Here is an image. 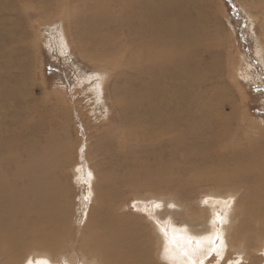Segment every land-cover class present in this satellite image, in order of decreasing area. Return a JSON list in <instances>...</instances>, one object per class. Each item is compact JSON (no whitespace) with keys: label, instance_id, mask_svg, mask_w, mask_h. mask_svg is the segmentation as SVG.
<instances>
[{"label":"bare ground","instance_id":"1","mask_svg":"<svg viewBox=\"0 0 264 264\" xmlns=\"http://www.w3.org/2000/svg\"><path fill=\"white\" fill-rule=\"evenodd\" d=\"M24 1L27 10L49 13L48 0H35V5ZM78 2L91 5L87 11L75 8L72 12L74 36L82 53L116 69L127 68L134 77H130L133 89L128 93L124 87L116 88L124 121L113 127L107 139L100 136L93 151V159L100 160L94 163L97 171L91 176L97 206L78 237L77 232L68 231L72 199L63 182L66 147L64 140L55 138L62 126L55 124L54 110L39 107L40 102L22 89L30 80L28 62L20 72L24 62L0 60L3 69L17 70L10 75L8 69L0 77V256L11 258L9 263L21 257L27 261L32 251L38 264L45 260L58 264L59 258L52 254L70 250L68 264L79 253L86 264H156L150 259L149 237H139V231L115 212L122 204V192L132 189L181 191L196 183L241 182L248 192L242 203L245 214L256 227H264V135L247 129L242 117L238 120L240 107L225 99V85L216 86L223 77L216 55L212 54L213 62L202 63L204 54L220 47L224 36L207 0ZM259 4L264 13V0ZM78 168L83 174L81 164ZM234 211L233 222L241 225L234 226L231 243L245 248L241 244L246 246L252 234H264V228L254 230L243 219L239 221L243 211L239 206ZM259 245L255 251L261 252L264 264V237Z\"/></svg>","mask_w":264,"mask_h":264},{"label":"rangeland","instance_id":"2","mask_svg":"<svg viewBox=\"0 0 264 264\" xmlns=\"http://www.w3.org/2000/svg\"><path fill=\"white\" fill-rule=\"evenodd\" d=\"M31 1L35 5V0ZM48 1L50 3L49 13L44 15L27 10L24 5L26 1L24 0H0V60L3 64L11 61H15L13 64L24 62L20 72L23 71L24 64L28 62L27 65L30 66L29 73L31 74L30 80H26V83L22 84V89L25 88L24 91L27 92V96H32L36 102H40L39 107L54 110L56 113L54 119H57L54 122L55 124L58 122L62 126L61 133L57 134L55 138H60L62 143L63 140L67 143H63L66 148L62 152V157L67 161L63 182L66 183L72 199L68 231L77 232L76 235L80 237L83 234V228L87 225V222L89 223L90 216L97 206L95 204L96 196H94V179L92 177L97 171L94 163H98L99 159H93V151L96 145L99 144L98 139H107L106 136L112 131L113 127L124 121L120 107L117 106V95L115 93L118 88L124 87L126 93L133 89L130 87V82L134 77L127 68L116 69L107 62L88 59L82 53V49H80L74 36L77 27L73 23L72 12L75 8L76 10L84 8L82 11H87L91 6L90 4L80 6L78 4L79 0H71L69 3L60 2V0ZM259 1L207 0L208 10L213 11L212 14L215 17L217 15L215 25L220 24L221 30L223 29L224 36L220 37V41L223 42L222 44L225 42V44L222 45L219 42L220 47L211 50V56L207 53L204 54L205 58L202 63L213 62V59H211L212 54L216 55L223 76L218 81L220 85L216 83V86L225 85L227 88L225 89L226 94H228L225 99L237 103V108L240 107L238 120L241 121L242 117L247 129H258L257 131L264 135V48H262L264 47V13L259 6ZM24 9L25 11H23ZM28 11L29 13H27ZM11 33L14 37L11 36ZM21 44L27 48L18 47ZM11 50H14V52ZM2 63H0V77L8 69H10L8 72L10 75L17 73L15 67L3 69L4 65ZM218 63L215 64L218 65ZM47 69L51 70V75H48ZM215 70L218 71L219 69ZM101 77L102 81L104 80L103 82ZM130 77L132 78L130 79ZM139 87L135 88L138 89ZM227 112L229 113L230 109ZM124 118L127 119L126 116ZM79 164H81L83 174H80V170L77 173L75 172L76 169H79ZM111 169L112 166H109L108 170ZM89 172L92 176L90 179L88 177ZM96 184H98V180H96ZM190 186L181 191L172 188L168 190L132 189V191H124L122 192V204L115 212L126 218L127 225L139 231V237H149L151 246L148 251L152 256L150 259H154L153 262L156 264H167L164 258L161 257L164 248V237L158 230L154 220L150 218L153 209L148 202H159L164 205L162 209L155 210V217L161 222H166L170 218L173 225L186 227L193 236L202 237L217 231L223 234L224 247L219 255L209 253L210 245L207 244L198 248L195 252L197 254H193L197 260H203L204 264H263L260 259L262 257L261 252L257 254L256 251L264 234L260 236L250 235L246 241L248 248L244 246L243 243L245 242L241 244L245 248L236 246L234 248L230 239V235L233 236L236 233L235 227L239 224L237 223L235 226L233 222L234 208L236 210L238 206L239 209H243L239 215V221L243 219L242 222L244 221V224L254 228V230L258 227L264 228L263 224L256 227L255 223L251 222L249 216L245 214L247 211L243 204H245L248 192L244 184L239 182L235 185L229 183L216 185L213 182H203ZM206 197L215 198L217 201L232 198L231 208L225 209L223 204H217L215 207V211L221 215H224L226 211L227 216L223 224L213 225L211 223L213 208L203 204ZM212 203L213 201L210 200V205ZM134 204L136 207H133ZM145 204H148L147 215L145 214ZM169 205H174V207H169ZM246 249L249 250L248 254L244 253ZM69 251L62 250L52 255L56 256V260L59 258L58 264H66L69 261L68 257H72L73 251ZM25 253L27 252H24L23 256ZM33 253L32 251L27 253L29 255L26 257L27 261H24V258L21 257L22 259L14 258L11 263H9L11 258L0 256V264H21L22 261L28 264L31 259L32 264H38ZM158 253L161 257L160 260L157 256ZM78 255L73 264L84 263L81 253ZM24 262L22 264H25ZM149 263L151 264V262Z\"/></svg>","mask_w":264,"mask_h":264},{"label":"snow or ice","instance_id":"3","mask_svg":"<svg viewBox=\"0 0 264 264\" xmlns=\"http://www.w3.org/2000/svg\"><path fill=\"white\" fill-rule=\"evenodd\" d=\"M77 171H79V169ZM88 177L89 179L91 178V172L88 173ZM210 200L213 201L211 205ZM232 202L231 197L224 201H217L215 198H205L203 204L213 208V219L211 221L213 225L218 223L223 224L226 217V211L224 215L215 211L216 205L223 204L225 209H228L231 207ZM148 203L151 204L153 209L150 218L154 220L158 230L164 237L162 257L167 264H204L203 260H197L193 254L198 248L205 244L210 245L209 253H216L219 255V252L224 247L223 234L221 232L217 231L202 237L193 236L188 232L186 227H177L173 225L170 218L166 222H161L155 217V210L162 209L164 207L163 204L159 202ZM147 206L148 204H145L146 215L148 214ZM133 207H136V205L134 204ZM169 207H174V205H169ZM28 264H32V261L29 260ZM40 264H48V261H41Z\"/></svg>","mask_w":264,"mask_h":264},{"label":"trees","instance_id":"4","mask_svg":"<svg viewBox=\"0 0 264 264\" xmlns=\"http://www.w3.org/2000/svg\"><path fill=\"white\" fill-rule=\"evenodd\" d=\"M47 72H48V75H51L52 74V72H51L50 69H47Z\"/></svg>","mask_w":264,"mask_h":264}]
</instances>
